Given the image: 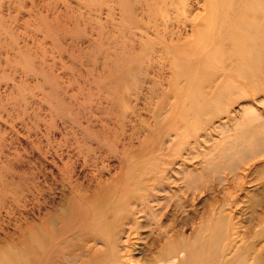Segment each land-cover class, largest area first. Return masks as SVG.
<instances>
[{
  "label": "rangeland",
  "instance_id": "1",
  "mask_svg": "<svg viewBox=\"0 0 264 264\" xmlns=\"http://www.w3.org/2000/svg\"><path fill=\"white\" fill-rule=\"evenodd\" d=\"M238 7L0 0V264H159L170 243L264 264V48Z\"/></svg>",
  "mask_w": 264,
  "mask_h": 264
},
{
  "label": "bare ground",
  "instance_id": "2",
  "mask_svg": "<svg viewBox=\"0 0 264 264\" xmlns=\"http://www.w3.org/2000/svg\"><path fill=\"white\" fill-rule=\"evenodd\" d=\"M231 1L232 2H237V4L239 5L238 8L239 9L241 8V11L239 10L240 12H238V10H237L232 15L238 16V15H241V14H245L246 16L249 15L250 18H251L252 22L249 23L248 26H245V30L247 32V36L249 37L247 39L248 43H249V46L250 45L251 46H254V45L257 46L258 44H262V46L264 48V0H231ZM237 24H239V23H236L235 25H237ZM253 30H255L254 31V35H252V31ZM253 58L255 59V57H253ZM233 59H234V63L239 65L240 62L243 60V57H240L239 59H237V57L235 56V57H233ZM216 63H221V62L220 61H214V60H207L204 63L203 67L210 69ZM227 67L228 66H223L224 69H227ZM219 68H220V66H219ZM63 214L65 215V213H63ZM54 220L55 219H53V221ZM131 220H132L131 223H128L127 221L125 222V225L130 224V229L127 228V230H129V233L127 235L128 237L131 235L130 233L133 231V228L135 229L136 226L139 225L138 222L136 224V222L133 219H131ZM129 222H130V220H129ZM96 232H98V231H96ZM94 233H95V231H94ZM124 233H125V231H124ZM96 242H98L97 239H95V244L98 245L99 243H96ZM113 246H114V244H113ZM186 251H187V249L185 247V243H184V248L182 247L180 251L175 249L174 243H170L169 246H168V249H167V254H168L167 258L159 259V264H185V260L188 259V254L187 253L185 254ZM84 252H86V251H84ZM180 253H181V255H180ZM209 255H210V253H209ZM217 255L218 254H216V256H212V259H211L210 263H208V264H217V262H218L217 261ZM114 256H116V255H114ZM165 256H166V254H165ZM127 258H129V259H127ZM176 259H177V263H176ZM129 260H130L129 256L125 257V258H123L121 256L117 257V258L116 257H112L111 259L106 261L105 264H132L131 261L127 262ZM82 264H100V263H98V261L92 260L91 258H88L86 260H83Z\"/></svg>",
  "mask_w": 264,
  "mask_h": 264
}]
</instances>
